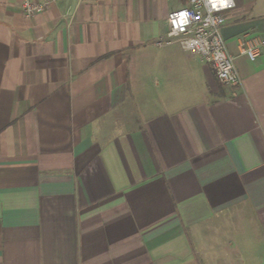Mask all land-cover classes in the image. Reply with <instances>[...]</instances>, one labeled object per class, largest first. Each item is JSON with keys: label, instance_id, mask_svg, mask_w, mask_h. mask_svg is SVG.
Masks as SVG:
<instances>
[{"label": "crops", "instance_id": "0c3cea01", "mask_svg": "<svg viewBox=\"0 0 264 264\" xmlns=\"http://www.w3.org/2000/svg\"><path fill=\"white\" fill-rule=\"evenodd\" d=\"M188 0H0V264H264V0L223 27L242 83L159 47Z\"/></svg>", "mask_w": 264, "mask_h": 264}, {"label": "built area", "instance_id": "2783aa9c", "mask_svg": "<svg viewBox=\"0 0 264 264\" xmlns=\"http://www.w3.org/2000/svg\"><path fill=\"white\" fill-rule=\"evenodd\" d=\"M58 0H21L27 18L49 10ZM185 8L168 15V32L156 41L159 47L177 44L181 49L199 56L210 64L218 81L225 86L238 87L242 83L235 57L228 52L222 34L229 14L236 8V0H188ZM239 47L251 61H255L264 47V36L245 34Z\"/></svg>", "mask_w": 264, "mask_h": 264}]
</instances>
